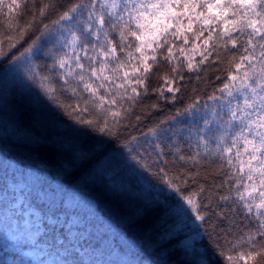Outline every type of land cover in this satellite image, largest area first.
I'll use <instances>...</instances> for the list:
<instances>
[{
    "label": "snow or ice",
    "instance_id": "snow-or-ice-1",
    "mask_svg": "<svg viewBox=\"0 0 264 264\" xmlns=\"http://www.w3.org/2000/svg\"><path fill=\"white\" fill-rule=\"evenodd\" d=\"M6 106L39 172L159 264H264V0H0ZM14 195L39 243L85 223Z\"/></svg>",
    "mask_w": 264,
    "mask_h": 264
},
{
    "label": "trees",
    "instance_id": "trees-1",
    "mask_svg": "<svg viewBox=\"0 0 264 264\" xmlns=\"http://www.w3.org/2000/svg\"><path fill=\"white\" fill-rule=\"evenodd\" d=\"M29 83L42 96L44 95L37 84ZM151 87H159V84L154 82ZM44 98L49 107L64 116L63 111L57 107L54 101L47 100L46 96ZM64 101L71 102L67 96L64 97ZM64 119L73 123L67 116H64ZM43 124L42 131L47 129L49 121L45 120ZM95 134L100 135V133ZM48 159H50V153L36 148L32 140L17 135L12 109L10 106H6L3 114H0V183L3 184L6 180L24 181L28 185L37 187L45 194L39 202L45 203L53 209H59L62 206L65 210L64 217L72 214L85 221V223L75 226V239L83 243L84 246L87 245L88 249H72L74 260L66 261L64 264H93L89 260L90 258L92 261H99L100 264H148L149 258H151L159 264L162 257L150 256L155 245L150 243L149 237L142 231H134V236L129 237L122 228L109 224L103 219V213L108 212V208H102L99 212L90 208L81 198L80 193L66 188L58 179L54 181L48 171L40 173L39 169L46 167L42 161ZM137 167L139 166L137 165ZM140 170L144 171V169ZM145 174L148 175V173ZM127 178L135 179L131 173L127 174ZM151 179L156 184H160L156 178L152 177ZM48 191L52 193V197L46 195ZM135 194L146 197L148 192ZM32 196L37 197L38 194ZM62 201L63 205H61ZM10 224L8 218H0V264H34L27 252L30 243L26 236L24 234L12 236V232H16V229L8 230L7 227ZM203 242L204 244L209 243L207 239H204ZM145 244L147 251L141 247ZM56 262L60 264L58 260Z\"/></svg>",
    "mask_w": 264,
    "mask_h": 264
},
{
    "label": "rangeland",
    "instance_id": "rangeland-1",
    "mask_svg": "<svg viewBox=\"0 0 264 264\" xmlns=\"http://www.w3.org/2000/svg\"><path fill=\"white\" fill-rule=\"evenodd\" d=\"M25 188L31 193V195L38 194L39 200H42L43 196H45V194L37 187L28 185L24 181L15 182L6 180L3 184L0 183V218L3 219L6 217L10 220L11 224L8 227L6 226L8 230L16 229V232L13 231L11 235L16 236L17 234H24L27 240L31 242V246L27 252H30L34 264H57V260L60 264H63L64 261L73 259V257L69 255V248L78 249L80 245L77 239L73 237L75 234L74 227H70L72 231L69 234V241L65 242L61 240L59 244L54 246L51 245L50 240L46 243L38 242V238L42 235L43 229L41 228L39 232L34 231V227L38 226L35 221H26L22 227H17L16 217L20 215V213L16 210L19 208V205L14 204V200L19 199V196L14 194H18L21 189ZM46 195L52 197L50 191H48ZM71 219L75 221L76 217H72ZM69 225L71 226L72 224ZM60 245H63V247Z\"/></svg>",
    "mask_w": 264,
    "mask_h": 264
}]
</instances>
